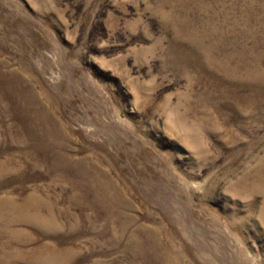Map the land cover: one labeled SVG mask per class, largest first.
I'll use <instances>...</instances> for the list:
<instances>
[{"label": "rangeland", "instance_id": "obj_1", "mask_svg": "<svg viewBox=\"0 0 264 264\" xmlns=\"http://www.w3.org/2000/svg\"><path fill=\"white\" fill-rule=\"evenodd\" d=\"M0 264H264V0H0Z\"/></svg>", "mask_w": 264, "mask_h": 264}]
</instances>
